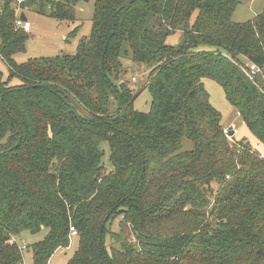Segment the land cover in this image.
Segmentation results:
<instances>
[{
    "label": "trees",
    "instance_id": "obj_1",
    "mask_svg": "<svg viewBox=\"0 0 264 264\" xmlns=\"http://www.w3.org/2000/svg\"><path fill=\"white\" fill-rule=\"evenodd\" d=\"M82 1L21 7L73 23ZM241 1L93 0L75 54L17 63L28 34L0 0V264H48L73 237L66 264H264V158L228 136L203 84L264 146V7L234 22ZM126 62L149 70L136 93ZM144 89L147 113L133 108Z\"/></svg>",
    "mask_w": 264,
    "mask_h": 264
},
{
    "label": "rangeland",
    "instance_id": "obj_2",
    "mask_svg": "<svg viewBox=\"0 0 264 264\" xmlns=\"http://www.w3.org/2000/svg\"><path fill=\"white\" fill-rule=\"evenodd\" d=\"M93 0L82 1L75 7L76 21L73 23L62 22L38 14L36 11H26L25 16L32 24V30L28 34L25 42V50L17 54L14 59L17 63H23L30 59L54 57L60 53L73 55L76 52V46L79 40L83 37H88L91 29V18L93 14ZM264 7V0H242L236 7L232 19L234 22H246L255 18L261 13ZM194 16L191 18V22ZM78 30L75 32V28ZM183 35L181 32H176L169 36L166 40L167 45L177 46L182 42ZM198 50H209L207 46H201ZM127 74L124 78L127 86L136 93L140 90L145 82L149 70L145 67L133 66L126 62ZM0 70L5 74L7 70L0 61ZM204 88L209 94L210 104L220 112L222 124L228 133L230 130L233 136L238 139L245 137L262 158H264V146L259 144L256 139L247 131L246 127L241 122L240 117L233 107L226 101L222 88L209 79L203 80ZM151 96L147 89H144L133 103V108L136 111L147 113L150 110ZM230 136V137H233ZM104 152L103 165L105 169H111L109 160V149L106 143L102 145ZM116 229V228H115ZM46 231H42L36 235L25 233L22 239L27 244L40 241L45 236ZM76 238L71 239L70 247L60 252H55L48 264H66L67 260L73 255L76 250ZM24 264H32L30 254H25Z\"/></svg>",
    "mask_w": 264,
    "mask_h": 264
},
{
    "label": "built area",
    "instance_id": "obj_3",
    "mask_svg": "<svg viewBox=\"0 0 264 264\" xmlns=\"http://www.w3.org/2000/svg\"><path fill=\"white\" fill-rule=\"evenodd\" d=\"M21 3L22 0H17L16 4H15V21H14V27L17 30H21L25 33H30L31 29H32V24L31 22L26 19L25 21L20 19V15L26 13V11H29V9L27 7H21ZM1 13V11H0ZM248 71H247V76L249 77V79L254 82V79L257 75L261 74V70L259 68H257L254 65H249L248 67ZM257 89L260 91V93L264 96V89H262L259 85L256 86ZM71 233L72 235H75V231L73 229H71ZM9 243H13V240H11ZM21 250L25 249V244L24 242L21 243L20 246Z\"/></svg>",
    "mask_w": 264,
    "mask_h": 264
},
{
    "label": "water",
    "instance_id": "obj_4",
    "mask_svg": "<svg viewBox=\"0 0 264 264\" xmlns=\"http://www.w3.org/2000/svg\"><path fill=\"white\" fill-rule=\"evenodd\" d=\"M85 1H87V0H85ZM20 19L23 20V21H25L26 20L25 15L24 14H21L20 15ZM228 136H233V132L231 130L228 132Z\"/></svg>",
    "mask_w": 264,
    "mask_h": 264
},
{
    "label": "crops",
    "instance_id": "obj_5",
    "mask_svg": "<svg viewBox=\"0 0 264 264\" xmlns=\"http://www.w3.org/2000/svg\"><path fill=\"white\" fill-rule=\"evenodd\" d=\"M26 17V16H25ZM26 19H27V17H26ZM32 30V29H31ZM31 32V31H30ZM29 34V33H28ZM60 251H62V250H60ZM60 251H58V252H60Z\"/></svg>",
    "mask_w": 264,
    "mask_h": 264
}]
</instances>
